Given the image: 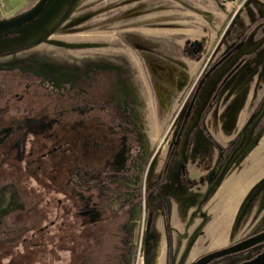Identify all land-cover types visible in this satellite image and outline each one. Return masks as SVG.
I'll return each mask as SVG.
<instances>
[{
	"label": "rangeland",
	"instance_id": "rangeland-1",
	"mask_svg": "<svg viewBox=\"0 0 264 264\" xmlns=\"http://www.w3.org/2000/svg\"><path fill=\"white\" fill-rule=\"evenodd\" d=\"M41 1L0 0V20ZM20 68L32 85L0 97V264H191L264 230V0H47L0 32V70ZM49 113L45 143L29 118ZM91 119L122 150L72 151Z\"/></svg>",
	"mask_w": 264,
	"mask_h": 264
},
{
	"label": "flooded vegetation",
	"instance_id": "flooded-vegetation-1",
	"mask_svg": "<svg viewBox=\"0 0 264 264\" xmlns=\"http://www.w3.org/2000/svg\"><path fill=\"white\" fill-rule=\"evenodd\" d=\"M40 14V13H39ZM38 14V15H39ZM27 15V14H26ZM37 15V16H38ZM37 18V17H36ZM34 18V19H36ZM34 19H30L26 22H24L23 25L33 21ZM14 20V19H12ZM11 20H7V21H2L0 20V22H9ZM22 25V26H23ZM13 28H18V27H13ZM11 29V28H10ZM1 31H6L4 29H0V32ZM32 68H27L28 71H32L31 70ZM28 71L26 70H23L20 68V70H10V71H1L0 70V78L2 77L3 80L1 81L0 80V97H3L4 95V92L6 91V88H7V83H9L11 85V89L13 87H15V84H18V80L22 81L23 79H25L24 81H26V85H29L32 83V80L31 78L29 77V75L27 74ZM34 72V71H32ZM32 85V84H31ZM34 85V84H33ZM46 110H48V108H46ZM50 111V110H49ZM37 116H40V119L39 121L41 122V129H40V132L36 133L39 129H37V125L34 124V122H37ZM54 116L51 115L50 113L49 114H46V115H42V114H37L36 116L34 115L33 118H29L30 119V123H29V132L30 134H32L33 136H38V134H40L42 137H45L46 139L43 140L45 143L51 141L53 139V137L55 135L58 136V133H57V130L55 131L54 130V125L52 123ZM93 119H91V124H89V126H86L82 123H79L78 125V129L76 130V136L74 138L71 139V144H72V151L73 150H76V149H81V150H85L87 149V151H90L93 147V149L95 148H102L103 145H105V143H107L106 145L110 148H112L114 142L115 143H118L120 141V148L119 150H122V148L124 147L125 145V140H126V135L125 134H114L111 130L108 131L106 129H104L105 127L108 126V124L106 123V121H103V122H99L100 119H96L92 122ZM51 122L48 127H46L47 124H45V122ZM84 121V120H83ZM54 122V121H53ZM44 123V124H43ZM101 131H106V132H110L111 135H109V137L111 138V140L109 139L108 141L105 142L104 139H107L106 137V133H103ZM77 138V139H75ZM122 139V140H121ZM42 142V144L44 143ZM36 143V142H35ZM34 143V145H35ZM74 143H78V145H75ZM113 143V144H112ZM63 144L59 143V146H54L52 149L46 151V150H43V151H40L41 153V157L39 158H32V162L33 163H36V160L38 159H42L43 157H46V155L50 154V153H54V152H58L59 150H64L63 148H60L62 147ZM43 146V145H41ZM79 146H81V148H79ZM92 149V150H93ZM109 149V148H108ZM111 150V149H110ZM126 150H127V153L130 154L131 153V150H132V146H129V144L126 146ZM34 152V151H33ZM120 158H116L114 160H112L110 163L111 167H114L115 170L117 169H121L122 167H125L126 163L128 162L127 159H128V155H125L124 156H121L119 155ZM123 158H125V160H123ZM17 160L15 161L17 164H20V161L18 159V157L16 158ZM120 159V160H119ZM31 162V163H32ZM32 164H29V166H31ZM264 230H261L255 234H258L260 232H262ZM253 234V235H255ZM252 236V235H251ZM250 237V236H249ZM264 244V241L262 242H259L258 244L246 249V250H249V249H252V248H255V247H258V246H261ZM244 250V251H246ZM264 252V245L260 248L259 252H257L254 256L248 258V259H245L244 261L246 260H250V259H253L255 258L256 256H258L259 254L263 253ZM243 262V261H242ZM239 264V263H238Z\"/></svg>",
	"mask_w": 264,
	"mask_h": 264
},
{
	"label": "water",
	"instance_id": "water-1",
	"mask_svg": "<svg viewBox=\"0 0 264 264\" xmlns=\"http://www.w3.org/2000/svg\"><path fill=\"white\" fill-rule=\"evenodd\" d=\"M46 1L47 0H42L41 3L32 12L28 13L27 15H24V16L19 17L17 19L11 20L9 22H0V29L9 30L10 28H13V27H21L24 24V22H26L30 19L36 18L37 15L43 11V8H44ZM203 82H204V79L201 80V82H200V84H199V86L195 92V95L193 96V99L190 103V106L188 108L185 119L188 118V116H189V114H190V112L194 106V103H195L196 98L200 92V89L203 85ZM262 241H264V231H262L258 234L252 235L250 237H247V238H245V239H243L237 243H234L228 247L212 251V252L200 257L198 260L192 262L191 264H209L218 258L242 252V251H244V250H246V249L258 244L259 242H262ZM239 264H264V252L259 254L258 256H256L253 259L240 262Z\"/></svg>",
	"mask_w": 264,
	"mask_h": 264
},
{
	"label": "trees",
	"instance_id": "trees-1",
	"mask_svg": "<svg viewBox=\"0 0 264 264\" xmlns=\"http://www.w3.org/2000/svg\"><path fill=\"white\" fill-rule=\"evenodd\" d=\"M75 139H77V138H75ZM75 145H78V143H74Z\"/></svg>",
	"mask_w": 264,
	"mask_h": 264
}]
</instances>
